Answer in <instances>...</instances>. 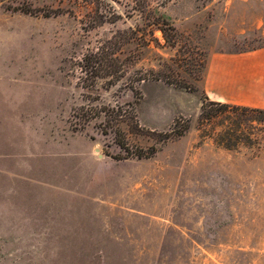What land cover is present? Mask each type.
I'll use <instances>...</instances> for the list:
<instances>
[{"label": "rangeland", "instance_id": "obj_1", "mask_svg": "<svg viewBox=\"0 0 264 264\" xmlns=\"http://www.w3.org/2000/svg\"><path fill=\"white\" fill-rule=\"evenodd\" d=\"M141 1L0 0V264H264V127L227 149L200 119L259 102L207 80L264 0Z\"/></svg>", "mask_w": 264, "mask_h": 264}, {"label": "trees", "instance_id": "obj_2", "mask_svg": "<svg viewBox=\"0 0 264 264\" xmlns=\"http://www.w3.org/2000/svg\"><path fill=\"white\" fill-rule=\"evenodd\" d=\"M87 1H93V0H87ZM156 0H142L140 5L144 10L151 6L153 2ZM95 16L93 18L101 17L100 16V10L101 7L98 2H95ZM20 11L25 13H33V10L27 7H18ZM49 14H47L48 16ZM98 19V18H97ZM154 24H157L156 22ZM264 47V45L262 46ZM261 48V47H260ZM257 49V48H256ZM254 50V49H253ZM240 51V52H246ZM219 116H226L227 119L230 120L229 124H226L224 128L219 130L215 134V140L222 144L223 146L227 147V149H234V147H237L239 144H252L255 141L258 140L260 133L259 131L263 130L264 127V109L258 108V107H252V106H246V105H237V104H231V103H222L219 101H213L209 98L206 99V101L202 105V112L200 119L209 121V122H215L216 118ZM81 119H87L82 118ZM88 121V120H85ZM246 123H250V129L248 130L246 128ZM177 122H175V126L170 131L163 132L164 138L170 137L174 131H176L178 128ZM189 127V122H186L183 126L179 134L182 133L185 129ZM119 144L121 147H123L124 150L127 151V154H135L138 157H149L152 156L156 152V147L151 146L148 151H144L142 149H139V151H136L132 153L129 151V146L126 141V137L119 136Z\"/></svg>", "mask_w": 264, "mask_h": 264}, {"label": "crops", "instance_id": "obj_3", "mask_svg": "<svg viewBox=\"0 0 264 264\" xmlns=\"http://www.w3.org/2000/svg\"><path fill=\"white\" fill-rule=\"evenodd\" d=\"M237 59L238 64L233 67L226 64L228 66L224 69L221 67L222 65H216L218 72L209 73L207 81L212 78V82H215L219 89H225L230 85L232 87L243 85L248 78L250 83L249 93L259 101L250 105L264 109V47L242 53ZM231 71L234 73L233 83L229 80ZM246 73H248V77Z\"/></svg>", "mask_w": 264, "mask_h": 264}]
</instances>
